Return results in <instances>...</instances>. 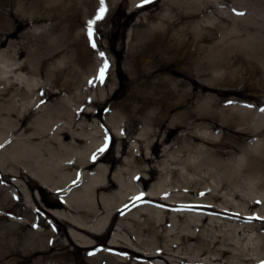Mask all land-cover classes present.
I'll return each mask as SVG.
<instances>
[{
	"label": "rangeland",
	"instance_id": "obj_1",
	"mask_svg": "<svg viewBox=\"0 0 264 264\" xmlns=\"http://www.w3.org/2000/svg\"><path fill=\"white\" fill-rule=\"evenodd\" d=\"M2 40L0 93L11 88L6 100L17 110L0 111V129L9 127L3 118L8 123L25 118L29 127L26 132L6 131L9 147L20 144L44 152L47 146L56 147L57 124L51 130L48 125L38 126V121L43 118L51 125L63 114L72 119V126L61 120L60 126L67 124L61 131L74 132L75 146L81 150L96 138L98 149L107 153L103 165L114 173L121 168L115 152L140 146L136 138L128 139L125 146L119 139L127 130L117 116L134 104L143 113L151 112L149 128L159 133L153 141L160 143L146 149L159 168L148 174L150 188L176 180V174L161 170L169 163L167 153L178 151L193 131L215 142L232 143L250 126L254 130L242 136V148L254 147L263 133L264 0H0ZM219 60L223 65L216 67ZM30 61L39 63L38 72L18 68ZM173 69L186 74L173 75ZM52 87L51 98L45 94L37 100V89L44 92ZM176 99L182 100L180 107L171 108ZM184 120L195 124L161 142L170 122L180 125ZM64 132L63 138L73 139ZM15 167L17 171L9 165L0 167V264H55L56 222L50 213L55 196L29 175L27 162ZM70 172L75 177L72 182L82 178L75 166ZM150 205L168 210L160 203ZM174 212L202 214L195 209ZM110 222L104 242L116 229L115 220ZM70 249L74 251L75 245ZM78 257L80 264H91Z\"/></svg>",
	"mask_w": 264,
	"mask_h": 264
},
{
	"label": "bare ground",
	"instance_id": "obj_2",
	"mask_svg": "<svg viewBox=\"0 0 264 264\" xmlns=\"http://www.w3.org/2000/svg\"><path fill=\"white\" fill-rule=\"evenodd\" d=\"M3 42L5 40L0 43ZM38 64L25 62L18 68L35 73L39 71ZM222 65V60L216 63V67ZM184 74L183 69H173V75ZM26 82L30 84L29 80ZM51 90L53 87L46 88L45 93L38 89L31 92H40L37 100H42L41 96L45 94L48 98L54 95ZM10 91L11 88H5L0 93L3 96L0 100L2 113L17 110L14 104L8 106L6 96ZM20 91L29 94L22 88ZM181 102L176 99L169 106L178 108ZM128 108L127 112L117 116L127 130L119 139L125 146L128 139L136 138L140 146L127 152L125 148L115 152V160L121 168L114 173L103 165L107 153L98 149L96 138L92 139L90 147L81 150L75 146L78 139L73 137L74 132L61 131L67 126L65 122V126H60L61 120L66 119L72 126V119L68 121L63 114L57 115L53 125L43 118L38 121V126L45 128L48 125L51 130L57 124L53 137L56 147L47 146L46 152L28 150V146L20 144L6 145V131L26 132L29 127L25 118L9 123L6 118L2 119L5 127H9L0 129V146L3 148L0 167L6 169L9 165L17 171V162L20 166L27 162L29 175L55 196V207L50 212L56 222L52 248L55 264H80L79 255L91 264H264V128L251 148L240 147L242 136L250 135V126L240 131L232 143L215 142L212 137L193 131L183 138L178 151L167 153L169 163L161 170V173L176 174V180L148 188L146 185L151 179L148 174L157 173L159 168L152 164L146 149L151 143H160L153 141V135L159 133L149 128L153 118L149 110L143 113L144 109L134 104ZM138 111L141 116L137 115ZM179 123H169L168 135L161 142L165 143L167 136L178 129L195 124L185 120ZM63 132L65 137L69 135L73 139L63 138ZM31 136L32 133L28 138ZM240 150L243 155L238 156L236 152ZM232 160L236 162L232 163ZM74 166L80 170L82 178L72 182L75 177L72 178L70 169ZM193 173L195 176L190 179ZM179 190L182 194L175 195ZM224 190H228V196ZM152 202L160 203L168 210L154 208L150 205ZM177 208L195 209L202 214L175 213ZM111 218L115 220L116 229L104 242L105 234L113 224ZM71 245H75L74 251L70 249Z\"/></svg>",
	"mask_w": 264,
	"mask_h": 264
}]
</instances>
